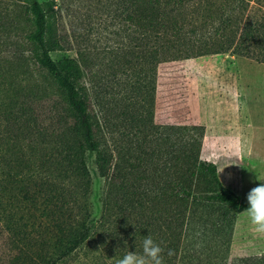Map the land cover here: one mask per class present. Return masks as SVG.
<instances>
[{"label":"trees","instance_id":"16d2710c","mask_svg":"<svg viewBox=\"0 0 264 264\" xmlns=\"http://www.w3.org/2000/svg\"><path fill=\"white\" fill-rule=\"evenodd\" d=\"M106 1L121 19V68H131L135 79L116 99L118 126L101 112L102 91L82 83L92 73L77 46L81 34L72 26L56 34L35 0H0V31L12 39L0 43V76L6 64L24 61L11 16L18 3H29L24 16L34 26L20 36L32 46L38 72L49 76L41 75L42 82L32 78L18 91H6L13 87L9 82L0 85L2 262L70 264L79 254L95 262L106 253L108 239L122 258L137 232L164 248V264H228L236 215L247 199L225 190L215 164L201 160L204 127L153 123L157 69L225 53L264 64V52H257L264 50V20L247 13L253 0H203L199 17H164L161 0ZM225 2L233 6L222 18ZM75 45V58L50 56ZM110 62L106 67L114 68ZM48 78L57 98L43 90ZM125 122L127 134L119 131ZM192 238L206 245L196 249ZM236 264H264V255Z\"/></svg>","mask_w":264,"mask_h":264},{"label":"rangeland","instance_id":"374dc122","mask_svg":"<svg viewBox=\"0 0 264 264\" xmlns=\"http://www.w3.org/2000/svg\"><path fill=\"white\" fill-rule=\"evenodd\" d=\"M35 1L43 14L49 18L52 30H56V34L61 33L62 29L68 33L70 26L76 34H81L77 46L88 57L92 73L85 77L82 83L102 91V99L99 98L102 104L101 112L108 122L118 126L119 120L115 119L114 107H119L120 103L116 99L122 95L124 89L135 82L134 78L130 79L132 69L121 68L122 45L125 42L121 34V19L115 18L113 9L106 0ZM15 5L18 7L15 14L11 12V16L16 19L15 28L18 29L16 34L20 37L24 61L20 63L21 65L10 63L3 66L5 69L0 76V85L11 83L13 87L6 88L9 92L18 91L22 84L32 78L39 82L43 81L41 75L49 77L44 71L38 72L39 67L31 58L32 46L20 36L34 30L31 16H24L29 3ZM222 6L219 14L223 18L231 14L229 10L233 4L225 2ZM202 9L203 0H161L160 4V13L164 17H199ZM247 13L253 20L263 21L264 0L249 2ZM211 14L217 17L214 8ZM14 36V31L9 33V37ZM5 40L12 39H7L6 34L0 31V43ZM77 46L75 45L73 50L56 51L50 56L54 61L75 58ZM7 50L9 48L4 49L5 54ZM258 51L264 52L261 49H257ZM108 62L114 68H107ZM44 82L42 85L44 92L57 98L58 93L51 80L44 79ZM152 110L153 123L156 125L204 127L200 158L215 164L225 190L240 199H246L247 193L253 187L264 183V64L233 53L161 64L157 69ZM97 112L95 107L94 114ZM120 128H122L120 132L127 134L129 129L126 128V122L124 127ZM87 164L93 172L92 158L87 160ZM96 208L94 217L98 218L99 204ZM128 218L131 225H134L132 216ZM117 225L123 226V223L118 222ZM105 232L109 234L107 229ZM130 236L129 244L133 245L130 251L141 253V236L137 232ZM1 238L4 240V236ZM3 240H0V251L1 248H6ZM108 242L104 249L106 253L97 261L93 262L79 254V258L76 260L74 257L70 264H115V261L120 259L118 249ZM192 242L196 249L206 245L196 238H192ZM263 255L264 234L255 233L246 213H239L234 223L228 264H236L241 258ZM0 264H5L2 262L1 254Z\"/></svg>","mask_w":264,"mask_h":264},{"label":"clouds","instance_id":"9594fccd","mask_svg":"<svg viewBox=\"0 0 264 264\" xmlns=\"http://www.w3.org/2000/svg\"><path fill=\"white\" fill-rule=\"evenodd\" d=\"M223 170V169H222ZM247 207L243 210L257 234H264V183L253 187L246 196ZM164 248L151 235L144 236L142 252L128 251L115 264H164ZM171 252H169V255Z\"/></svg>","mask_w":264,"mask_h":264},{"label":"crops","instance_id":"0c3cea01","mask_svg":"<svg viewBox=\"0 0 264 264\" xmlns=\"http://www.w3.org/2000/svg\"><path fill=\"white\" fill-rule=\"evenodd\" d=\"M218 169V168H217ZM217 173H218V175H219V170H217Z\"/></svg>","mask_w":264,"mask_h":264}]
</instances>
